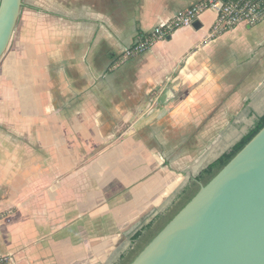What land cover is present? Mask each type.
Here are the masks:
<instances>
[{"label":"crops","instance_id":"0c3cea01","mask_svg":"<svg viewBox=\"0 0 264 264\" xmlns=\"http://www.w3.org/2000/svg\"><path fill=\"white\" fill-rule=\"evenodd\" d=\"M202 0H22L0 61V264H112L264 114V18ZM158 102H161L159 105Z\"/></svg>","mask_w":264,"mask_h":264},{"label":"water","instance_id":"95a60500","mask_svg":"<svg viewBox=\"0 0 264 264\" xmlns=\"http://www.w3.org/2000/svg\"><path fill=\"white\" fill-rule=\"evenodd\" d=\"M21 6L0 0V61ZM196 188L128 264H264V127Z\"/></svg>","mask_w":264,"mask_h":264},{"label":"built area","instance_id":"2783aa9c","mask_svg":"<svg viewBox=\"0 0 264 264\" xmlns=\"http://www.w3.org/2000/svg\"><path fill=\"white\" fill-rule=\"evenodd\" d=\"M208 10L215 11L218 15L211 33L213 37L242 23H259L264 18V0H202L178 13L165 25L154 28L147 35L139 36L130 47L123 50L122 61L146 52L177 29L191 25L200 14Z\"/></svg>","mask_w":264,"mask_h":264},{"label":"trees","instance_id":"16d2710c","mask_svg":"<svg viewBox=\"0 0 264 264\" xmlns=\"http://www.w3.org/2000/svg\"><path fill=\"white\" fill-rule=\"evenodd\" d=\"M264 127V114L257 118L253 127L234 146L229 148L217 160L203 169L193 182H189L172 203L159 213L149 224L141 225L128 235L129 245L112 264H128L134 256L173 216L180 210L197 191L196 184H206L215 176L243 147ZM154 232V233H153Z\"/></svg>","mask_w":264,"mask_h":264}]
</instances>
